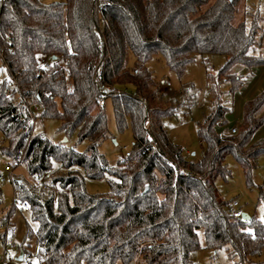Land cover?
I'll return each mask as SVG.
<instances>
[{
  "label": "trees",
  "instance_id": "16d2710c",
  "mask_svg": "<svg viewBox=\"0 0 264 264\" xmlns=\"http://www.w3.org/2000/svg\"><path fill=\"white\" fill-rule=\"evenodd\" d=\"M99 1L0 0V63L7 73L0 80V160L12 166L14 199L29 207L21 211L38 224L25 239H35L38 261L191 264V253L202 249L200 230L207 250L225 249L237 264L259 259L264 222L231 215L234 202L216 186L230 175L228 155L250 179L264 154V140L252 143L264 125V91L245 104L237 134L217 132L229 112L221 86L232 95L244 85L233 67L264 66V57L250 54L260 36L259 17L253 15L250 26L238 20L248 14L244 0ZM128 54L135 58L133 68ZM198 54L221 55L225 64L217 82L209 76L213 100L197 128L202 156L189 160L164 124L184 103L168 96L146 64L161 56L182 77ZM42 58L50 61L48 69L39 66ZM31 98L43 106L41 119L59 120L60 130L66 136L77 132L86 149L78 152L35 133L26 107ZM107 100L117 131L133 134L130 155L125 151L114 165L101 152L109 136ZM17 167L29 178L15 174ZM106 176L107 193L86 190V180ZM15 210L5 205L0 189L4 246Z\"/></svg>",
  "mask_w": 264,
  "mask_h": 264
},
{
  "label": "rangeland",
  "instance_id": "374dc122",
  "mask_svg": "<svg viewBox=\"0 0 264 264\" xmlns=\"http://www.w3.org/2000/svg\"><path fill=\"white\" fill-rule=\"evenodd\" d=\"M45 3H52L57 0H42ZM243 11L248 14L242 17L239 14L238 20L242 18L250 26L253 15H257L260 36L258 43L250 50V54L264 57V0H244L241 6ZM241 10V11H242ZM241 16V17H240ZM103 21V20H102ZM103 34V29L101 30ZM225 64V58L221 55H196L193 62L187 67L185 74L179 77L171 71L161 56L152 58L146 64L147 69L151 72L153 79L159 83L169 97L175 98L184 104L177 110L175 116L164 121L165 127L172 141L181 146L184 155L189 160H196L202 156V148L197 137L198 123L202 122L205 114L210 110L213 100L212 82L209 76L218 81L219 70ZM135 58L132 54L127 56L128 68H133ZM232 73L242 77L243 87L234 94L227 92L225 85L221 86L222 100L229 108L226 116V122L223 126H218L217 130L225 131L236 124L241 125L243 108L246 102L251 100L257 94L264 91V66L248 70L240 65H235ZM7 77L5 68L0 63V80ZM132 87L128 92H132ZM187 90L186 97L182 93ZM188 96L192 97V104L186 103ZM105 111L108 118L109 136L101 146V152L111 165L116 164L125 155V148L130 151L133 143V134L128 128L123 133H119L116 128L114 112L111 102H105ZM42 114V112H41ZM149 122V121H148ZM61 122L54 119L39 118L34 126L35 133L44 134L55 144H63L67 147L74 148L78 152H83L87 143L78 141L77 132L66 136L60 130ZM264 140V125L252 137V143ZM226 165L230 171L227 180L218 178L216 186L219 194L229 202H237L242 213L248 215L251 219L264 222V154L260 155L257 160L256 168L252 171L250 179L244 166L236 159L228 155ZM15 174H22L29 178L23 167H17ZM108 179L106 176L101 180H86V190L91 194H103L109 191ZM2 198L7 207H10L14 200V192L11 181L8 179L3 185H0ZM12 232L9 233L16 244L15 248H7L0 242V261L3 264H42L35 255V239L25 240L29 229L37 231L38 224L31 220L30 214L21 210H15L11 217ZM199 241L202 249L192 252L190 255L191 264H237V259L230 258L228 251L221 249L211 251L204 248V232H198ZM6 250V251H5ZM23 254V259L20 256ZM134 264H137L135 262ZM250 264H264V250L259 259Z\"/></svg>",
  "mask_w": 264,
  "mask_h": 264
},
{
  "label": "built area",
  "instance_id": "2783aa9c",
  "mask_svg": "<svg viewBox=\"0 0 264 264\" xmlns=\"http://www.w3.org/2000/svg\"><path fill=\"white\" fill-rule=\"evenodd\" d=\"M99 3L101 6H107L108 5L107 0H100ZM102 20L100 22V27L103 29L105 22H104V20L103 21ZM39 66L41 67V69H48L50 67V61L47 58H42L40 60ZM6 95L9 96L10 92L8 91L6 93ZM26 107L31 112L32 124H33V126H35L38 119L40 118L39 116H40L41 112L43 111V106H41L34 99L31 98L27 102ZM148 124H149V122H148ZM237 133H238V128L235 127L231 130L232 135H235ZM4 143H5V140L1 139L0 140V148L2 147V145ZM125 151H126V155L129 156L130 155L129 151L126 148H125ZM21 161H22L21 158H18L16 160L15 164L19 165L21 163ZM12 172H13L12 166L10 164L5 163L4 161L0 160V185H3L8 179L10 180V178L12 176ZM182 173H185V171H182ZM11 205H13L17 209L23 210L25 212L29 211V207L26 206L25 204H23L22 202H20L19 200L14 199ZM228 211L234 217L239 218V219L242 218L243 213L240 210V206L237 202L232 203V205H230ZM242 221H244V220H242ZM6 230H7V227L5 225L0 226V234H4L6 232ZM15 246H16V244H15L12 236L7 235L5 249L15 248ZM0 264H3V260L0 261Z\"/></svg>",
  "mask_w": 264,
  "mask_h": 264
},
{
  "label": "crops",
  "instance_id": "0c3cea01",
  "mask_svg": "<svg viewBox=\"0 0 264 264\" xmlns=\"http://www.w3.org/2000/svg\"><path fill=\"white\" fill-rule=\"evenodd\" d=\"M259 94H257L256 96H254L251 100H253V99H255L257 96H258ZM251 100H249V101H251ZM247 103V102H246ZM245 106V105H244ZM243 113H244V108H243ZM242 120H243V115H242V118H241V122H242ZM239 126L240 125H238V124H236L235 126H232V127H230V129H226L225 131H219V130H217V132L218 133H220L221 135H229V134H231V130L233 129V128H239Z\"/></svg>",
  "mask_w": 264,
  "mask_h": 264
},
{
  "label": "water",
  "instance_id": "95a60500",
  "mask_svg": "<svg viewBox=\"0 0 264 264\" xmlns=\"http://www.w3.org/2000/svg\"><path fill=\"white\" fill-rule=\"evenodd\" d=\"M53 59H55V58H53ZM241 219L247 222L250 220V217L248 215H246L245 213H243ZM22 259H23V254L20 256V260H22Z\"/></svg>",
  "mask_w": 264,
  "mask_h": 264
}]
</instances>
